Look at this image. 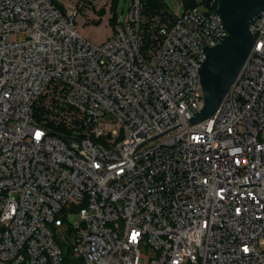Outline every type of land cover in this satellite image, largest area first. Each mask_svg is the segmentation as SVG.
Wrapping results in <instances>:
<instances>
[{
  "label": "built area",
  "instance_id": "2783aa9c",
  "mask_svg": "<svg viewBox=\"0 0 264 264\" xmlns=\"http://www.w3.org/2000/svg\"><path fill=\"white\" fill-rule=\"evenodd\" d=\"M86 1L0 0V264H264V187L239 188L264 186V12L192 124L217 0H133L103 44L78 33Z\"/></svg>",
  "mask_w": 264,
  "mask_h": 264
},
{
  "label": "water",
  "instance_id": "95a60500",
  "mask_svg": "<svg viewBox=\"0 0 264 264\" xmlns=\"http://www.w3.org/2000/svg\"><path fill=\"white\" fill-rule=\"evenodd\" d=\"M153 14H157L158 1L147 0ZM217 14L222 18L226 35L220 43L206 49V61L201 68L204 103L192 118L198 124L212 117L230 87L244 68L255 44L252 24L264 12V0H218ZM261 186V183L239 185Z\"/></svg>",
  "mask_w": 264,
  "mask_h": 264
},
{
  "label": "rangeland",
  "instance_id": "374dc122",
  "mask_svg": "<svg viewBox=\"0 0 264 264\" xmlns=\"http://www.w3.org/2000/svg\"><path fill=\"white\" fill-rule=\"evenodd\" d=\"M204 1L196 0L199 7H203ZM74 2L75 0H57L62 9L64 7L71 9ZM160 2L164 11L170 15H181L185 11L183 0H160ZM132 3L133 0H115L113 6V0H87L85 8L75 20L78 33L94 44H103L114 34L117 25L128 22ZM27 35L26 32H18L14 38L21 41L25 40ZM262 248L264 249V246Z\"/></svg>",
  "mask_w": 264,
  "mask_h": 264
},
{
  "label": "trees",
  "instance_id": "16d2710c",
  "mask_svg": "<svg viewBox=\"0 0 264 264\" xmlns=\"http://www.w3.org/2000/svg\"><path fill=\"white\" fill-rule=\"evenodd\" d=\"M54 1L56 2V0H54ZM157 1H158V11H157V14H153L150 11V9L148 8V6H147V14H149L152 17H154V16H167L168 12L164 11L163 6L161 5L160 0H157ZM183 2L185 4V10L198 6L196 0H183ZM114 3H115V0H113V6H114ZM57 5H58V3H57ZM216 6L218 7V0L216 2ZM99 23H97V24H99Z\"/></svg>",
  "mask_w": 264,
  "mask_h": 264
}]
</instances>
